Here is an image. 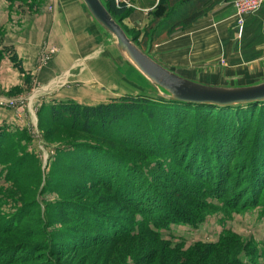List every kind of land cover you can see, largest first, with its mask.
Instances as JSON below:
<instances>
[{"label": "rangeland", "instance_id": "rangeland-1", "mask_svg": "<svg viewBox=\"0 0 264 264\" xmlns=\"http://www.w3.org/2000/svg\"><path fill=\"white\" fill-rule=\"evenodd\" d=\"M56 2L0 0V132L3 134L0 140V264H152L153 260V264H233L238 257L250 264H264V205L242 207L243 200L238 203L248 188L258 182L256 189L259 190L264 184L261 175L255 178L253 174V169H264L263 124L256 128L260 135L258 145H251L248 139L240 150L244 159L231 162L232 176L227 187L231 191L226 199L232 205L238 204V209L232 210L222 200L212 197L213 194L218 197L217 188L221 190L219 167L215 165L218 159L212 157L216 156L214 149L208 150L205 132L196 128L198 145L206 144L203 148L209 160L202 164L200 157L205 153L200 152V162L188 166L198 170L208 168L210 178L220 185L216 188L214 183L216 189L207 198L212 206L194 200L186 207L192 206L193 214H186L201 220L198 224L175 225L171 231L164 230L161 236L145 232L119 240L102 227L85 225L83 218L78 217L77 212L86 213L80 210L84 204L104 207L103 199L113 203L110 198L114 191L110 193L107 184L99 182L96 172L109 175L106 182L114 187L122 188L131 182L128 181L130 173L126 175L123 166L114 173L110 169L99 170L102 154L76 149L73 145L76 142L99 144L101 136L75 130L70 118L66 124L59 125L52 119L51 108L59 107L64 101L97 105L112 100L106 91L100 89L97 93L92 85L82 84L66 63L59 60V39L54 35L52 20ZM8 47H13L22 59L26 74H21L10 61L4 51ZM256 61L263 71L264 54ZM222 62L226 65V61ZM128 83L136 85L132 81ZM139 85L137 82L136 86ZM131 120L127 121L131 135H146L145 127L150 125L146 122L139 129ZM187 131H183L185 135ZM117 132L112 130L111 135L122 138L124 133ZM158 136L170 145L167 150L173 148L175 139L170 134ZM139 162L149 174V168L154 169L157 160L145 158ZM172 165L177 170L185 167L178 161ZM150 177L155 185L170 193L169 179L161 177L156 169ZM235 197L238 201L233 202ZM111 205L105 208L114 207ZM89 231L96 235L93 240L103 243L82 249L78 246L79 236ZM196 241L202 243L194 245Z\"/></svg>", "mask_w": 264, "mask_h": 264}, {"label": "trees", "instance_id": "trees-1", "mask_svg": "<svg viewBox=\"0 0 264 264\" xmlns=\"http://www.w3.org/2000/svg\"><path fill=\"white\" fill-rule=\"evenodd\" d=\"M105 2L111 13L124 26L123 20L129 13L127 4L116 0H105ZM168 11L169 5L160 3L155 11L156 20L159 21L165 18ZM199 15L194 9L186 15L176 18L171 23L174 24L173 27L182 23L190 25ZM128 33L131 34L130 31ZM135 40L137 41L136 38ZM137 43L145 47L138 41ZM4 51L7 52L14 67L21 74H26L27 70L23 66L22 59L18 56L16 50L13 47H8ZM152 105H157V107ZM51 113L52 119L58 125L66 124V120L70 118V125L75 130L83 134L101 136L99 141L102 142L99 144L73 143L76 149L85 148L92 150V152L96 151L98 155L102 154L105 157L100 158L103 161L99 170L110 169L114 173L115 170L123 166L126 175L130 173L128 181L131 184L129 183L120 188L114 187L111 182H106L109 179V175L96 172L99 182L107 184L110 193L112 192L111 190L114 191L110 198L113 199V203L108 202V199H103L105 203L101 204L104 207L84 204L80 210H84L86 213L79 214L77 212L80 215L78 217L83 218L85 221V225L89 226L91 224L93 227H102L107 230V234L111 233L119 240L138 237L145 232L161 236L164 230L171 231L172 226L175 225H190L194 227L201 220L186 214L192 213L194 210L192 206L188 209L186 207L192 204L194 200H198L204 205L212 206L208 203L207 198L213 194V189L218 187L219 182H215V179L210 178L208 168L203 167V169L200 168L198 170L193 166H188L192 162L198 163L200 152L205 153V156L200 157V160H203L202 164L204 162L208 163L206 160H209L206 158L207 152L203 148L206 144L203 143V146L198 145L197 139L199 135L195 133L196 128H200L202 132H205L206 138H208V150L214 149L216 151V156L210 154L208 157L212 156L218 159L215 165L219 167L217 173L222 180L220 183L221 190L217 188L218 197L215 194L212 197L216 198V200H222L223 204L232 210L238 209V204L232 205L226 199V196L231 191L227 188L228 181L232 176L231 162H234L237 158L244 159L243 151L240 152V150L248 139L249 141L251 140V145H258L257 140L260 135L257 133L258 129L256 128H259L262 124L264 125V102L225 107L123 96L97 105L64 101L59 107L51 108ZM129 119L134 120L131 121L139 129L141 124L147 122L150 128L146 125V135L144 133H133L132 136L127 127ZM124 120L126 121L122 123ZM186 129H188L187 135L183 132ZM112 130L118 131L117 133L123 132V137L119 138L117 135H111ZM156 133H160L158 135L170 134L175 139L172 144L173 148L167 150L170 145ZM2 137L3 134L0 132V140H2ZM252 150L255 151L256 149L252 148ZM129 154L136 157L128 156ZM174 156L180 164L185 166L184 170H177L173 167L172 164L177 162ZM145 158L148 161L157 160L155 168H149V171L151 173L156 169L161 177L163 176L170 180L171 183L168 186L170 193L163 190V187H159L160 185H155L150 173L146 172V167L139 162L140 159L144 160ZM104 159L113 162L108 163ZM166 160L170 161L167 162ZM213 163L214 161L210 163V166H213ZM253 174L255 178L256 175H261L263 177L262 182H264V169H253ZM252 181L255 182V179L252 178ZM257 186L258 182L243 193L240 197L241 200L239 199L238 201L235 197L233 202L238 201L240 203L243 200L244 204L242 207H255L260 205V203L264 205V184L259 187V190L256 189ZM178 202H181V204L179 203V205ZM111 204L114 207L105 208L108 205L112 206ZM233 235L236 236L235 233ZM95 236L90 231L88 234L85 233L79 236L78 246L83 249L101 245L102 241L96 242L93 240ZM98 240L102 239L99 237ZM182 241L185 242L184 240ZM200 243L202 241H196L193 244L199 245ZM153 262L154 260L152 264ZM155 262H158V260L155 259ZM233 264L250 263L238 257Z\"/></svg>", "mask_w": 264, "mask_h": 264}, {"label": "crops", "instance_id": "crops-1", "mask_svg": "<svg viewBox=\"0 0 264 264\" xmlns=\"http://www.w3.org/2000/svg\"><path fill=\"white\" fill-rule=\"evenodd\" d=\"M121 1L129 9L123 20L124 27L145 46V50L150 47V53L167 67L189 78L219 85H240L254 81L260 74L262 66L256 60L264 54V8L246 17L243 37L238 40L233 0L117 2ZM60 2L61 6L52 9L53 32L59 39L58 58L70 69L78 57L97 50L102 34L80 0ZM160 3L168 4L169 11L158 21L155 11ZM194 9L200 14L195 21L173 27L172 21ZM222 61H226V65ZM102 62H91V71L96 73L94 77L101 75ZM91 87L97 93L100 91L97 85ZM108 97L117 98L109 93Z\"/></svg>", "mask_w": 264, "mask_h": 264}, {"label": "water", "instance_id": "water-1", "mask_svg": "<svg viewBox=\"0 0 264 264\" xmlns=\"http://www.w3.org/2000/svg\"><path fill=\"white\" fill-rule=\"evenodd\" d=\"M80 3L102 34L97 50L78 57L70 68L83 83L97 85L101 91L117 97L135 96L225 107L264 102V70L254 81L240 85L210 84L189 78L158 61L150 53V47L146 50L141 47L111 13L105 0H80ZM56 6H61L60 0ZM95 60L103 61L104 68L101 75L94 77L96 73H92L90 66ZM129 81L140 85L129 84Z\"/></svg>", "mask_w": 264, "mask_h": 264}, {"label": "built area", "instance_id": "built-area-1", "mask_svg": "<svg viewBox=\"0 0 264 264\" xmlns=\"http://www.w3.org/2000/svg\"><path fill=\"white\" fill-rule=\"evenodd\" d=\"M263 5L264 0H234L236 35L238 38L243 35L246 17L255 13Z\"/></svg>", "mask_w": 264, "mask_h": 264}]
</instances>
